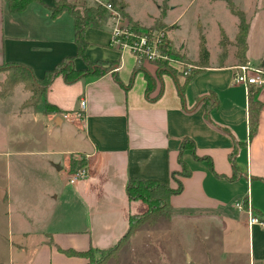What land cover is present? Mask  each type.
<instances>
[{"label":"crops","instance_id":"0c3cea01","mask_svg":"<svg viewBox=\"0 0 264 264\" xmlns=\"http://www.w3.org/2000/svg\"><path fill=\"white\" fill-rule=\"evenodd\" d=\"M56 1L44 0L49 6ZM124 1L133 22L144 28L161 22L176 48L198 61L199 53H189L186 41L173 33L178 23L168 19L174 9L169 0L165 15L162 0L148 24ZM47 5L32 2L24 11L13 13L7 1L0 0V65H28L41 79L62 59L77 55L73 16L67 11L53 16ZM237 32L238 28L229 37L224 31L229 43L223 51L220 45L218 60L213 61L209 51L208 66L201 67L188 83L181 74H164L158 79L153 63L143 66L156 79L155 88L147 93L144 72L135 71L136 55L113 44L110 27L88 28V60L114 63V69L73 83L59 75L46 95L58 111L47 112L41 106L39 111L25 112L34 117L41 114L45 129L66 136V144H57L61 150L40 144L35 151L41 173L56 178L49 188L43 183L35 187L46 202L34 207L17 202L15 208L0 210L12 238L0 244V264H87L86 257L65 251L114 246L126 234L130 215L148 209L142 200H129V178L170 182L175 187L171 174L183 169L181 158L191 174L178 177L183 189L170 198L171 218L139 228L118 258L107 264L146 240L162 243L170 258L176 257L171 252L172 241L176 242L191 264L264 263V229L251 226L248 213L250 209L264 220V86L257 97L262 104L258 130L250 138L248 88L234 82L239 65ZM247 43V64L264 69V33L256 36L250 22ZM74 65L87 69L81 57H75ZM82 100L86 101L83 110ZM77 112H81L80 118ZM186 137L194 141L195 155L189 149L181 155ZM74 160L85 161L89 175L71 184L69 177L78 168ZM11 192L0 182V200L10 203ZM236 204L244 205L246 211ZM4 254L8 260L3 259Z\"/></svg>","mask_w":264,"mask_h":264},{"label":"rangeland","instance_id":"374dc122","mask_svg":"<svg viewBox=\"0 0 264 264\" xmlns=\"http://www.w3.org/2000/svg\"><path fill=\"white\" fill-rule=\"evenodd\" d=\"M126 1L129 3L131 11L144 24H148L151 21V15L157 13L160 10L159 5H162V0ZM169 1L171 6H174V9L171 10L168 19L178 23V26L175 25V28H173L174 32H172L186 41L189 53L192 55L199 53L200 36L202 34L206 40V48L207 50L209 49L208 52L210 51L212 60H218L223 39L221 32L224 30L229 37H232L239 25L238 17L231 13L226 2L224 0ZM233 1L246 13L247 20L255 27L256 36L258 32L264 33V0ZM81 2L90 4L93 1L82 0ZM107 23V26L112 31L117 27L121 31H130L132 29L130 23H127L123 17L114 19L110 15ZM120 36H122V39H126L127 34L122 33ZM168 41V47L165 48L167 55H169L167 59L160 58L149 62L142 61L141 65L146 67V65L153 63L157 69L159 63L165 62L169 67L175 69L176 74L184 76L187 65H192L191 71L198 69L199 65L196 64L197 62L177 49L169 34ZM223 47L221 45L222 51ZM238 63H240L239 60H237ZM0 73V79L3 81L6 73ZM30 97L31 93L20 84L14 89L12 94L5 99H0V182H5V185L10 188L13 195L10 203L0 200V210L3 211L10 207L15 208L22 203L26 206L34 207L39 202H46L44 197L39 198L40 192H38L37 188L40 187L41 183L49 188V183L56 178L54 179L55 176L49 172L41 173L40 159L35 154V151L38 150L40 144L49 150H56L57 144H60V146L66 144V136L62 137L60 133L56 134L47 131V128L45 129L41 114L34 117V114L25 113L26 111H39L41 109V106L35 109L32 105L22 108V104ZM56 138L59 141H56ZM60 146H58L57 150L63 148ZM181 171L177 172L181 173ZM65 172L66 169L62 172L64 182L67 180ZM178 177L179 173L175 174V178ZM35 187L37 188L35 189ZM35 196V201L32 202ZM4 219L0 215V244L8 243L9 239L12 240L7 231V222ZM172 243L171 252L176 256L175 258L167 256L162 243L146 240L143 245L135 244L127 248L113 264H191L184 260L182 249L176 242L172 241ZM164 256H167V259ZM3 259L8 260V255L4 254Z\"/></svg>","mask_w":264,"mask_h":264},{"label":"trees","instance_id":"16d2710c","mask_svg":"<svg viewBox=\"0 0 264 264\" xmlns=\"http://www.w3.org/2000/svg\"><path fill=\"white\" fill-rule=\"evenodd\" d=\"M6 1L8 3L9 10L13 13L24 11L32 2H39L47 5L44 0ZM167 1L168 0H165L162 15H165L166 13ZM224 1L231 13L239 19L238 32L235 40L237 57L240 62L239 65L247 64L248 60L246 53L248 49L247 37L249 31V20H247L246 13L242 11L233 0ZM109 3L121 14L123 19L129 20L132 28L131 30L134 33L140 34L157 28L167 29V27L161 22H157L150 28L141 27L139 24L133 22L126 12L128 5L124 0H109ZM47 6L53 16H58L65 11L69 12L73 16L75 22V41L77 44V55L75 57H81L85 60L87 63V69H77L74 65L75 57L73 56L62 59L53 69L46 71L41 79L35 76L32 68L28 65L22 63H8L0 65V72L6 73L5 79L1 82L0 99H4L12 94L14 89L18 85L22 84L24 89L31 93V97L22 104V108H25L27 105H32L35 109L40 106H44L47 112H56L58 109L48 103L46 95L49 87L57 76L61 75L67 83H73L82 78L101 77L113 71L115 66L114 63L104 60H98L95 62L88 60L86 54L88 42L85 39V32L88 28L106 27L111 13L102 4L96 2L89 4L87 2H81L80 0H58L54 5ZM221 34L223 36L221 45L225 47L229 41L224 31H222ZM199 48V59L196 64L200 67H198L197 70L191 71V73L187 75L186 83L190 82L194 76L202 71L201 67L204 68L208 66L209 52L206 48V41L203 35L200 36ZM163 52H165V48H163ZM135 71L144 72L148 82L147 93H150L156 86L155 77L148 70H146L139 61L137 62ZM164 74L176 75V72L175 69L169 67L167 63L161 62L158 64V68L156 70L157 78L161 79ZM261 88L262 87L257 85H249L248 87L250 138L254 137L258 130L262 104L257 97ZM215 101L213 102V106L217 104ZM187 149L191 150L195 155V143L192 139L186 137L181 144V155ZM180 162L183 168L181 173L173 172L171 174V178L176 181L175 187H172L170 182L164 183L154 179L135 177L129 178L126 185L129 200H142L147 204L148 209L142 214L130 215L129 228L126 234L121 237V239L114 246L107 249L90 248L84 252H65L68 254L86 257L89 260L87 264H107L109 260L118 258L120 251L139 228L145 224L152 226L161 218L170 219L172 216L170 198L172 195L180 193L183 189L182 181L175 178V174L179 173V176L181 177H186L191 174L190 168L186 165L182 158ZM73 163L78 168L86 165V162L83 160H74Z\"/></svg>","mask_w":264,"mask_h":264},{"label":"built area","instance_id":"2783aa9c","mask_svg":"<svg viewBox=\"0 0 264 264\" xmlns=\"http://www.w3.org/2000/svg\"><path fill=\"white\" fill-rule=\"evenodd\" d=\"M93 2L102 4L106 7L111 16L114 19H119L121 14L113 8V6L109 3V0H91ZM154 30V29H153ZM150 30L148 32H142L140 34L134 33L132 30L130 31H121L119 27L115 28L113 35V44L119 48L122 52L124 50H130L134 53L141 63L142 61H151V60H159L160 58L167 59L169 55L165 51L163 52V48L168 47V34L169 31L165 28H159L156 30ZM127 34L126 39H122L121 34ZM187 70L185 71V75H188L192 69V65H187ZM236 72L234 74V82L237 84L244 85L246 88L249 85H257L260 87L264 86V69L254 68L248 64H242L235 67ZM86 106V101H81V109L83 110ZM77 118L82 116L81 112L76 113ZM64 118L69 119V115L65 114ZM89 175V171L86 168V165L80 168H77L72 172L69 177V181L71 184H75L79 182L81 179L87 177ZM236 206L243 211H246L244 205L236 204ZM249 224L251 226L257 225L264 229V220L260 219L257 216L252 215L251 210L249 209Z\"/></svg>","mask_w":264,"mask_h":264},{"label":"water","instance_id":"95a60500","mask_svg":"<svg viewBox=\"0 0 264 264\" xmlns=\"http://www.w3.org/2000/svg\"><path fill=\"white\" fill-rule=\"evenodd\" d=\"M57 168H60L59 166H57Z\"/></svg>","mask_w":264,"mask_h":264}]
</instances>
